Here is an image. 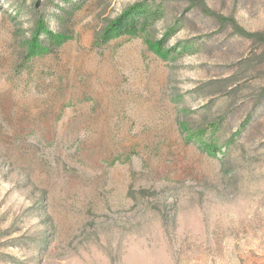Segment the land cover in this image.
I'll list each match as a JSON object with an SVG mask.
<instances>
[{
  "label": "rangeland",
  "instance_id": "obj_1",
  "mask_svg": "<svg viewBox=\"0 0 264 264\" xmlns=\"http://www.w3.org/2000/svg\"><path fill=\"white\" fill-rule=\"evenodd\" d=\"M258 33L264 0H0V264H264Z\"/></svg>",
  "mask_w": 264,
  "mask_h": 264
},
{
  "label": "trees",
  "instance_id": "obj_2",
  "mask_svg": "<svg viewBox=\"0 0 264 264\" xmlns=\"http://www.w3.org/2000/svg\"><path fill=\"white\" fill-rule=\"evenodd\" d=\"M136 14V15H135ZM134 15H128V17L120 18L116 25L112 28L117 33L128 34L135 32L136 30L142 28H147L151 24H154V20H159L157 17V12H139ZM253 38H257L259 43L263 44L262 49L264 50V33H258L253 35ZM264 54V52H263Z\"/></svg>",
  "mask_w": 264,
  "mask_h": 264
}]
</instances>
